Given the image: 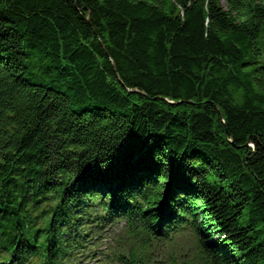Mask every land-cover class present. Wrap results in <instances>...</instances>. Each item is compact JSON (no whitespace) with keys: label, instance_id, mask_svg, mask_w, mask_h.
Segmentation results:
<instances>
[{"label":"trees","instance_id":"trees-1","mask_svg":"<svg viewBox=\"0 0 264 264\" xmlns=\"http://www.w3.org/2000/svg\"><path fill=\"white\" fill-rule=\"evenodd\" d=\"M106 237L264 264V0H0V264Z\"/></svg>","mask_w":264,"mask_h":264},{"label":"rangeland","instance_id":"rangeland-1","mask_svg":"<svg viewBox=\"0 0 264 264\" xmlns=\"http://www.w3.org/2000/svg\"><path fill=\"white\" fill-rule=\"evenodd\" d=\"M122 226V224H120ZM116 227V226H115ZM107 235H110V234H107ZM189 238H190V232L188 231H185L183 235H177L176 238L174 239V243H173V246L174 247H171L169 245V243H165V245H163L162 247L160 246L159 249H158V252L159 253H171V252H176V253H179V252H183V251H186V249H182L180 246H183L184 248L186 246H188V243L190 244V241H189ZM105 241L108 242V238H106V240L103 239V242H102V245H101V249H104L105 247ZM98 262V258H91L90 260H88L87 262H85L84 264H94V263H97ZM165 264V263H163Z\"/></svg>","mask_w":264,"mask_h":264},{"label":"water","instance_id":"water-1","mask_svg":"<svg viewBox=\"0 0 264 264\" xmlns=\"http://www.w3.org/2000/svg\"><path fill=\"white\" fill-rule=\"evenodd\" d=\"M113 63V62H112ZM113 66H114V63H113ZM130 91H137L136 89H129ZM170 103H176V104H178V103H181V101H177V102H173V101H171V100H168Z\"/></svg>","mask_w":264,"mask_h":264}]
</instances>
